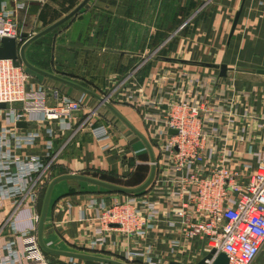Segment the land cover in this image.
<instances>
[{
	"label": "built area",
	"instance_id": "obj_1",
	"mask_svg": "<svg viewBox=\"0 0 264 264\" xmlns=\"http://www.w3.org/2000/svg\"><path fill=\"white\" fill-rule=\"evenodd\" d=\"M11 1L8 7L0 0V37L22 43L15 15L26 0ZM136 69L125 78L133 85ZM119 91L121 102L137 109L148 125L154 176L139 193L86 194L77 220L90 223V230L77 246L127 264H168L175 258L195 264L212 249L207 264L219 252L228 264H253L264 243V148L255 147L256 132L264 131V92L236 89L216 73L168 68ZM84 94L73 98L60 88L33 83L23 64L0 59V103L5 104L0 107V202L15 205L3 225L8 235L0 242V264H51L37 239L39 214L25 229L14 214L25 201L35 200L36 188L57 159L54 138L73 129ZM105 96L109 101L111 94ZM19 121L36 127L20 132ZM90 132L102 150L109 148L108 126ZM43 136L42 154L20 152ZM233 141L247 145L246 161L237 157ZM65 264L85 263L67 257Z\"/></svg>",
	"mask_w": 264,
	"mask_h": 264
},
{
	"label": "crops",
	"instance_id": "obj_2",
	"mask_svg": "<svg viewBox=\"0 0 264 264\" xmlns=\"http://www.w3.org/2000/svg\"><path fill=\"white\" fill-rule=\"evenodd\" d=\"M81 1L26 0L25 8L15 15L18 34L26 32L31 36L43 30ZM241 1L88 0L68 20L30 42L25 57L32 65L101 96L111 94L109 102L148 140V125L137 109L121 102L119 90L127 85L136 88L151 72L168 68L172 72L185 69L192 73L218 74V68L204 63H224L228 68L227 76L222 77L225 83L232 81L236 89L257 91L259 96L264 92V75L256 73L257 69H264V0H244L228 41L234 14ZM7 3L12 7L11 0ZM152 53L155 55L150 56ZM142 60L145 62L138 66ZM134 69L133 85L125 78ZM30 74L33 83L60 88L73 98L84 93L34 71ZM46 102L53 103L50 98ZM113 115L93 96L84 94L82 106L73 120V129L59 131L54 138L57 159L48 177L36 188L35 200L25 201L15 211L19 228L32 225L33 216L40 214L48 183L58 175L83 174L124 187H135L144 182L150 171L148 152L136 150L134 146L140 138ZM2 124L0 115V126ZM50 125L57 128L54 122ZM100 125L108 126L112 131L107 150L101 149V143L90 132L92 127ZM35 127L32 124L20 127L19 131ZM43 145L44 136L36 146L20 152L42 154ZM246 146L245 143L232 142L241 161L247 160ZM255 147L264 148L263 130L256 132ZM82 181L62 179L53 185L44 220V242L59 250L109 258L108 253H92L77 246L80 237L90 230V223L77 220L78 209L83 206L86 194H101L107 198L123 194L98 185L94 189L90 182V186H84ZM14 208L13 204L3 206L0 202V242L8 235V228L3 225ZM45 255L51 264H65L67 261L64 255ZM82 262L96 264L90 260L82 259ZM253 264H264V243Z\"/></svg>",
	"mask_w": 264,
	"mask_h": 264
},
{
	"label": "water",
	"instance_id": "obj_3",
	"mask_svg": "<svg viewBox=\"0 0 264 264\" xmlns=\"http://www.w3.org/2000/svg\"><path fill=\"white\" fill-rule=\"evenodd\" d=\"M87 1L88 0H82L76 7H74L70 12H68L62 18H60L59 20L52 23L48 27L44 28L43 30H41V31L31 35V36L26 32L20 33V37L24 39L22 43H18L16 41V39L13 37H0V59H11L14 66H19L20 64H23L31 71L39 73L43 76H46V77L51 78L53 80H56L60 83L66 84L68 86H72L74 88H77V89L81 90L82 92L93 96L95 99L98 100L99 104L105 105L117 118H119L130 130H132V132H134L142 140V142L144 143V145L147 149L150 161H154V153H153V150H152L151 145L148 142V140L130 122H128V120L124 116H122V114L107 100L106 96H101V95H99V94L75 83V82H72V81L65 79L63 77H60V76L51 74L49 72H46V71L32 65L31 63H29L25 57V49L30 42H32L34 39H36L40 35H42L48 31H50L51 29L57 27L58 25H60L64 21L68 20ZM243 4H244V0L241 1L239 9L234 14V18H233V21H232V24H231V27L229 30V34H228V41L233 34V31L235 29L238 18L240 16ZM166 59L167 60H174L172 58H166ZM180 61H183V60H180ZM204 65L208 66V67L218 68L219 69L218 75L221 77L227 76L228 68H227L226 64H224V63L218 64V65L213 64V63H204ZM256 73L264 75V69H257ZM4 106H5L4 103H0L1 108ZM16 125L18 127H28L29 123H27L25 121H19L16 123ZM170 132L174 133L175 131L170 129ZM154 172H155V166L152 164L150 166V171H149L147 178L144 180V182H142L140 185L135 186V187H124V186L109 183V182H106V181H103V180H100V179H97V178H94L91 176H87V175H83V174H77V173H67V174H62V175H58V176L54 177L48 183V186H47L44 198H43L41 211L39 214V220L37 223V239H38L39 245L41 246V248L46 253L59 254V255H64L67 257H75V258L83 259V260L105 262V263H109V264H127V263H124V262H121L118 260H114L111 258H107V257H102V256H97V255L87 254V253H81V252L64 251V250L51 248L48 245H46V243L44 242V239H43V227H44V220H45V215H46V210H47V206H48L50 193H51L53 185L56 182H58L59 180H62V179H78V180H83V181L93 183V184L98 185L100 187H103V188H105L111 192L122 193V194H135V193H139V192L143 191L149 185V183L151 182V180L154 176ZM214 253H215L214 249L210 250V252H208L205 256L200 258L197 262H195V264H207V261L212 258ZM168 264H182V263L178 262V261L171 260L168 262ZM210 264H228L227 256L225 255V253L219 252L213 257Z\"/></svg>",
	"mask_w": 264,
	"mask_h": 264
},
{
	"label": "rangeland",
	"instance_id": "obj_4",
	"mask_svg": "<svg viewBox=\"0 0 264 264\" xmlns=\"http://www.w3.org/2000/svg\"><path fill=\"white\" fill-rule=\"evenodd\" d=\"M25 66V65H24ZM26 67V66H25ZM27 68V67H26ZM28 69V68H27ZM29 70V69H28ZM29 72H33V71H31V70H29ZM114 116V115H113ZM114 118H116L115 116H114ZM116 120H118L117 118H116ZM111 130V129H110ZM111 134H112V131H111ZM135 137L134 138H136V139H138V137L136 136V135H134ZM138 143H137V145H135L134 147L136 148V150L137 151H142V149H144L145 150V152H146V147H145V145H144V143L142 142V140H140V139H138ZM147 164H148V161H147ZM148 166H149V168H150V165L148 164ZM82 183L84 184V186H90L89 185V182H87V181H82ZM91 185H92V188H94V189H97V185L95 186V184H93V183H90ZM46 254V253H45Z\"/></svg>",
	"mask_w": 264,
	"mask_h": 264
}]
</instances>
